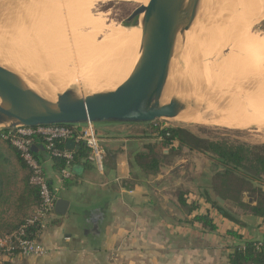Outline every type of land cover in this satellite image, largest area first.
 I'll return each instance as SVG.
<instances>
[{"label": "crops", "instance_id": "crops-1", "mask_svg": "<svg viewBox=\"0 0 264 264\" xmlns=\"http://www.w3.org/2000/svg\"><path fill=\"white\" fill-rule=\"evenodd\" d=\"M96 129L107 152L103 171L83 158L64 182L43 144L35 145L51 188L70 205L65 216L54 210L48 218L41 236L47 254L17 258L13 264H230L239 244L231 232L246 242L264 239L262 219L224 202L236 219L231 220L202 196L201 176L208 167L203 155L179 151L174 142L170 152L160 155L158 172H145L137 155L152 151L160 141L149 133L150 124H103ZM0 171L7 196L17 198L26 171L2 142ZM181 194L185 205L179 202ZM244 203L252 205L253 200L245 196ZM203 216L213 220L216 231L196 222Z\"/></svg>", "mask_w": 264, "mask_h": 264}, {"label": "rangeland", "instance_id": "rangeland-1", "mask_svg": "<svg viewBox=\"0 0 264 264\" xmlns=\"http://www.w3.org/2000/svg\"><path fill=\"white\" fill-rule=\"evenodd\" d=\"M7 1H10V0H6L5 2V4H7L6 6H5V4H3L4 2H2V0H0V53H2V55L0 54V61L2 62V63H4V64H6L7 66H10V67H12V68H14V69H16L17 71H19V72H21L20 70H22L23 69V67H25V66H27V67H25L26 69H25V71L23 70V72L25 73V74H27L26 73V70H27V72H28V74H29V69H28V67L30 68V70L32 71V75H31V72H30V75H27V76H30V77H34L33 76V74L36 76V74H38V73H40V70L41 71H47L45 68H50L49 66H48V62L49 61H47L46 60V58L49 60V56H48V51L47 50H49V51H53V50H55L56 52H59V53H63V50H64V45L66 46V44H68V41L66 42V43H64V45L60 42V31H59V28H58V33H57V31H55L57 28V26L55 27L54 25H56V19H58V20H61L59 23H64V22H66V21H64V19L65 20H67L68 18V20L70 21V19L73 17V16H75L76 14H75V12H74V10L76 9V7L77 6H82V8L85 10V12H87L90 16H92L93 18H95V19H101V21L103 22V24H102V26L100 27V29L99 30H97L94 34H92V41H91V39H90V42H92V44H90L91 46H90V48H89V51H88V55H89V53L90 52H92V53H94V52H96V50H97V48L99 47V45L104 41V39H106V37H107V35L109 34V33H112L114 30H116L120 25L122 26L123 24H124V22L125 21H127L130 17H131V15L133 14V12L138 8V7H140L142 4H144L147 0H81V1H79L77 4H81V3H83V4H86V7H85V5L83 6V5H77V6H75L76 5V3H75V1H73V0H67V4L65 3V1L66 0H29V1H24V2H21V3H19V4H15V3H13V2H9V4H8V2ZM48 1H50V3H48ZM68 1H70V2H68ZM72 1L75 3V4H73L72 3ZM78 0H76V2H77ZM89 1V2H88ZM29 2H32V3H29ZM86 2V3H85ZM12 3V4H11ZM44 3V4H43ZM52 3H54V4H52ZM219 3H222V6L221 7H223V4H224V7H225V1L224 0H213V1H209L208 3H207V5H206V7L205 8H207L206 9V14H207V12H209L210 10L212 11V7H213V13L211 12H209V14H214L215 13V9H216V7L215 6H218V5H220ZM48 4L49 5H51L52 7H51V9H49V7L50 6H48ZM218 4V5H217ZM47 5V6H46ZM58 5V6H57ZM67 5V6H66ZM69 5H71V6H69ZM72 5H74V6H72ZM15 6V7H14ZM38 6L40 7V8H44V6H46L45 8H44V10L43 9H40V8H38ZM43 6V7H42ZM13 7V8H12ZM54 7V8H53ZM67 7H68V9H72L71 11H69L68 9H67ZM73 7V8H72ZM87 8V9H85V8ZM215 7V8H214ZM220 7V8H221ZM223 7V8H224ZM31 8V9H30ZM32 8H36V9H34V12L33 11H31L32 10ZM80 9V7H77V9ZM209 8V9H208ZM218 8V7H217ZM40 9V10H39ZM74 9V10H73ZM78 9V10H79ZM219 9V8H218ZM39 10V12H37ZM47 10H48V12H47ZM52 10V11H51ZM220 10V9H219ZM231 10H232V12H233V14H240L241 12H242V10L241 9H239V8H231ZM31 11V12H30ZM42 11H44V13L42 12ZM63 12V14L64 15H62V12ZM77 11V10H76ZM69 12H71L72 14H73V16L72 17H70L69 16ZM74 12V13H73ZM78 12V11H77ZM76 12V13H77ZM32 13V14H31ZM41 13V14H40ZM51 13V14H50ZM67 13V14H66ZM62 15V16H60V15ZM75 14V15H74ZM209 14H207V15H209ZM42 15V16H41ZM44 15H46V16H44ZM53 15V16H52ZM57 15V16H56ZM217 15V14H216ZM10 16V17H9ZM38 18H37V17ZM41 16V17H40ZM44 16V17H43ZM58 16H60V17H58ZM69 16V17H68ZM209 16H212V19H213V21H212V19H210L209 18V20L206 22L205 20L201 23H199L198 25H196L195 26V28H198L199 26H201V27H199V28H202L201 30H203V28H204V30H203V32L205 31V33H203V32H200L199 31V29H196V31H194L193 32V35L190 37V39L192 38V41L189 39V42L187 43V44H191L190 45V50L188 51V49H187V51L184 49L181 53H183V54H181L180 53V55L176 58V60H175V62H176V64H175V62H174V64H173V68H172V72H171V77H170V81H169V84H168V87H167V89L168 90H166L167 92L165 93V95L167 94L168 95V92H170L169 93V95L166 97V100L168 99V101L171 99V97L174 95V94H177V91H178V95H182L183 94V96H184V98H190L191 96H188V97H186V94H184V92L185 91H187L188 89V91H189V95H191V93H192V91L193 90H195V91H193V93L195 94V93H198L199 94V90H198V88H201V86H202V91L204 90V92L203 93H205L204 95H202L203 93H202V91L200 90V93H201V96H200V94H199V97H200V99L199 98H197L198 97V94H196V95H194V96H197V97H194L193 95H192V97L191 98H197L198 100H203V104H205V106H203V108H201L200 110H198V111H196L197 113H199V114H203L205 111H206V107L208 106V104L210 103V101H211V99L212 98H210V96L212 95L213 97H214V94L216 93V94H222V93H224V95H232V96H234V95H236V93H238V91H240V88H243L244 86H246V87H248V86H253V87H255V88H253L254 89V91H253V93L254 94H256V101L257 100H259V102H261V103H259L258 101V103L259 104H262V103H264L263 101H264V73H262V75H263V77H262V75H260L261 74V71L259 70V69H256L255 68V71L257 72H255L253 69H251L253 66H251V67H248V68H244L243 67V63H242V58L244 59L245 57H247V56H245V55H247L248 53H247V51L245 50V49H243L242 47H240V39L243 37V35H245V34H250V36H251V34L253 35V36H260V37H264V18H261V19H258L257 20V18L255 17V18H252V19H250V20H246L245 22H244V24H243V26H241V29H240V26L239 27H237V31H236V33H234L237 37H235V38H232V36L230 35H228L227 37H226V39H228V37H230L229 39H228V42H227V45L225 46V44L226 43H224L223 44V38L221 37V36H224V35H219L218 33H223V31H213V32H211V31H209V30H211L210 28L214 25V24H212L211 26H209L210 25V21H211V23H215V21L218 19L217 17H219L218 15H217V17H216V19L215 18H213L214 16L213 15H209ZM209 16H206V17H209ZM12 17H13V19H12ZM35 17V18H34ZM52 17V18H51ZM56 17H58V18H56ZM63 17H65V18H63ZM48 18V19H47ZM227 18H232V16L231 15H229ZM38 19V20H37ZM40 19V20H39ZM205 19H207V18H205ZM215 19V20H214ZM35 22H34V21ZM58 20H57V22H58ZM67 20V22H69ZM103 20H105V21H103ZM219 20V19H218ZM255 20H257V21H255ZM33 21V22H32ZM37 21V22H36ZM64 21V22H63ZM71 22V21H70ZM28 23V24H27ZM43 23V24H42ZM48 23V24H47ZM51 23L53 24V23H55L53 26L55 27H53L52 25H51ZM72 23V22H71ZM36 24H37V27H36ZM67 24H70V23H67ZM46 25V26H45ZM225 24H223V25H221V26H224ZM30 26V27H29ZM43 26H45V27H43ZM27 27V28H26ZM34 27V28H33ZM39 27V28H38ZM208 27H209V29H208ZM36 28H38V29H36ZM54 30H53V29ZM206 28V29H205ZM24 29H25V32H24ZM29 29V30H28ZM47 29H48V31H47ZM215 29H217V28H215ZM20 30H22V32L23 33H25V34H23ZM32 30H33V32H32ZM43 30V31H42ZM26 31H28V33L26 32ZM36 31V32H35ZM41 33H40V32ZM47 33H46V32ZM207 31H209V33L211 34V33H213L212 35H213V37H211V35L209 36V33L207 34ZM15 32V33H14ZM45 32V33H44ZM52 32H56L55 34L54 33H52ZM69 32V31H68ZM85 32V31H84ZM218 32V33H217ZM13 33V34H12ZM34 33V34H33ZM43 33H44V35H43ZM50 33V34H49ZM70 33V32H69ZM200 33H202V34H200ZM216 33V34H215ZM22 34V35H21ZM33 34V35H32ZM204 34V35H203ZM205 34L206 35H208L209 37H211V38H209V39H211V41H213L214 42V49L212 48V45H213V43H211V41H209L210 43H209V47L208 48H205V47H203V48H205L204 50H202L201 51V48L202 47H200L199 45H201L202 46V44L204 43H206L205 45H207L208 44V36H207V39L205 38L206 36H205ZM255 34V35H254ZM27 35V36H26ZM33 36V38H32V36ZM50 35V36H49ZM198 35H203V36H205L204 37V39H205V41H207V42H203V38L202 39H200L199 38V36ZM233 35V34H232ZM24 36V37H23ZM26 36V37H25ZM29 36V37H28ZM39 36V37H38ZM44 36V37H43ZM59 38H58V37ZM70 36V35H69ZM198 36V37H197ZM7 37V38H6ZM21 37V38H20ZM23 37V38H22ZM54 37V38H53ZM195 37H196V39H195ZM219 37H220V39L222 40L221 42H219L218 40H220L219 39ZM5 38V39H4ZM12 38H14V39H12ZM25 38V39H24ZM32 40H31V39ZM44 38V39H43ZM47 38V39H46ZM198 38H199V40H198ZM218 38V39H217ZM22 39V40H21ZM34 39H36L35 41H34ZM56 39H58V40H56ZM66 39H67V37H66ZM70 39V38H69ZM196 41H195V40ZM215 39H216V41H215ZM4 40V41H3ZM18 40H19V42H18ZM21 40V41H20ZM40 40H42V41H40ZM6 41V42H5ZM12 41V42H11ZM25 42V44H24V42ZM37 41H38V43H37ZM49 41V42H48ZM191 41V42H190ZM224 41H225V38H224ZM239 41V42H238ZM17 42L18 43H20V44H17ZM51 42V44H49ZM53 42H55L54 44L55 45H53ZM59 42V43H58ZM198 42V43H197ZM217 42V43H216ZM48 43V44H47ZM194 43H196L195 45H194ZM238 43V44H237ZM9 44H10V46H9ZM22 44V45H21ZM30 44V45H29ZM60 44V45H59ZM94 44V45H93ZM197 44H199L198 46L200 47V48H198V46H197V48H194V47H196V45ZM204 44H203V46H204ZM210 44H211V46H210ZM19 45H21V47L19 46ZM27 45V46H26ZM47 45V46H46ZM55 46V47H51V46ZM59 47H58V46ZM69 45V44H68ZM67 45V46H68ZM189 45H186V47L185 48H187V46H189ZM236 45L237 46H239L240 48H241V50H243L246 54H244V56L242 55L243 54V51L241 52V50H237V48H236ZM11 46H12V48L14 47L15 49H12L11 48ZM17 46V47H16ZM50 47V48H53V50H50V48L48 49L47 47ZM61 46V47H60ZM25 47V48H24ZM35 47H36V49H35ZM40 47V48H39ZM193 47V48H192ZM4 48V49H3ZM9 48V49H8ZM56 48V49H55ZM58 48H60V49H63V50H58ZM211 48L213 49V51L211 50ZM222 48V49H221ZM27 49V52H28V54H27V52H25V50ZM196 49H200V52H201V54L203 55V54H205L206 52H207V54H205L203 57L201 56V54H200V52L199 53H197V54H200V55H197V54H195L196 52ZM208 49V51H206ZM3 50H4V52H3ZM17 50H19V51H17ZM36 50V51H35ZM215 50V51H214ZM21 51V52H20ZM31 51V52H30ZM33 51H35V52H33ZM167 50H165V49H163L161 52L160 51H158L157 52V54H156V56H155V59H154V61H153V67H155V69L156 70H159V71H164L165 69H166V67H167V65H168V62H169V57H170V52L169 51H167ZM197 51H199V50H197ZM231 51V52H230ZM42 52V53H41ZM46 54H45V53ZM185 52V53H184ZM187 52H188V54H190L189 56H192V54H193V56H192V58L191 57H188V54H187ZM191 52V53H190ZM232 52L234 53V54H232ZM241 52V53H240ZM17 53V54H16ZM21 53V54H20ZM30 53L32 54V57H30L31 55H30ZM37 53V54H36ZM163 53V54H162ZM165 53V54H164ZM219 53H220V55H219ZM15 54V55H14ZM43 54H44V56H43ZM184 54H187L186 55V57H185V55ZM264 54V53H263ZM8 55H9V57H8ZM14 55V56H13ZM26 57H25V56ZM29 55V56H28ZM33 55H35V58L36 57H38L39 59L40 58H42L41 56H43L44 57V60L43 61H45V62H47L48 64H46L45 62H43L42 61V59H41V61H42V63H44V64H46L45 66H44V64H42L41 63V61L38 59V61H37V58H36V60H35V58L33 57ZM37 55V56H36ZM40 55V56H39ZM46 55V56H45ZM194 55H196V56H198V57H196V56H194ZM211 55V59L210 58H208L207 56H210ZM223 56L224 58L226 57L227 58V60H226V58H225V60H226V62H225V60H223L224 58L222 57V58H220V59H218L217 60V57H219V56ZM231 55V56H230ZM262 55V54H261ZM261 55L260 56H258V57H253V58H257V59H259V57H261ZM4 56H6V57H4ZM17 56V57H16ZM22 56H23V58H22ZM241 56H242V58H241ZM3 57V58H2ZM25 57V58H24ZM157 57V58H156ZM184 57V58H183ZM194 57V58H193ZM199 57H201V59L199 58ZM11 60H10V59ZM16 58V59H15ZM21 58V59H20ZM28 58H29V60H30V58H31V60H33L34 59V61H36V62H34V64H35V66L33 65V62L30 60V61H27V63H30V64H28V65H26L27 63H24V62H26V60H28ZM161 58V59H160ZM181 58V59H180ZM183 58V59H182ZM185 58H187V60L185 59ZM196 58V59H195ZM197 58H198V60H197ZM203 58V59H202ZM229 58V59H228ZM248 58H251L250 57V55H249V57H247V59ZM24 59V60H23ZM167 59V60H166ZM216 59V60H215ZM221 59H222V61H221ZM237 59V60H236ZM246 59V58H245ZM244 59V60H245ZM246 59V60H247ZM252 59V58H251ZM14 60L16 61V62H14ZM21 60V61H20ZM161 60V61H160ZM213 60H214V62L216 61V62H218V64L215 62V64H212V62H213ZM248 60H250V59H248ZM247 60V61H248ZM18 61V62H17ZM19 61H20V63L21 64H24L25 66H21V64L19 63ZM224 61V62H223ZM228 61H230V62H228ZM13 62V63H12ZM39 62L42 64L41 65V67H40V64H39ZM191 62V63H190ZM18 63V64H17ZM38 63V65H36ZM224 65H223V64ZM13 64H14V67H13ZM16 64V65H15ZM231 64V65H230ZM235 64V65H234ZM50 65V64H49ZM176 65V66H175ZM185 65V66H184ZM191 67H190V66ZM214 65V66H213ZM228 65V66H227ZM241 65V67H239ZM22 68H21V67ZM31 66H33V67H31ZM37 66L40 68L39 70L38 69H35V68H37ZM74 66V61H69L68 62V64H66L65 65V70H70L72 67ZM136 66V65H135ZM158 66H160V67H158ZM179 66V67H178ZM187 66V67H186ZM205 66V67H204ZM215 68V67H219V68H213V67ZM20 67V68H19ZM192 67H194V69H196V70H194V69H192V72L190 71V69L192 68ZM236 68V69H235ZM242 68L245 70H242ZM79 69H81V68H79ZM134 69H135V67H134ZM134 69H133V71H132V73L130 74V76L126 79V81L131 77V75L133 74V72H134ZM177 69V70H176ZM187 69H189V71L187 70ZM197 69H200V72H199V75H200V73L203 71V72H206V73H204V75L205 74H207V69H211L210 71H209V73H208V75H205V77L207 78H203L202 76H204V75H201V80H202V78L203 79H206V80H204V81H206V82H204V84L202 85V84H200L201 83V80L198 78V77H200L197 73ZM201 69H202V71H201ZM205 69H206V71H205ZM219 69V70H218ZM223 69V70H222ZM226 69H227V71H226ZM249 69V70H248ZM37 70V71H36ZM215 71L213 74H212V72L211 71ZM52 71V70H51ZM193 73V77L195 78V74H197L198 75V77H197V75H196V79L198 78L199 79V85L198 84H194L195 86H196V88H195V86L193 87V88H195V89H193L192 88V84L193 83H197L196 82V79H193V77H192V75H191V79H189V77H188V73ZM224 71V72H223ZM237 73H236V72ZM242 71V72H241ZM260 71V72H259ZM23 72H21V73H23ZM53 72V71H52ZM52 72H49V71H47V76L48 75H50L49 77H51L52 75H51V73ZM196 72V73H195ZM203 72H202V74H203ZM234 72H235V74H234ZM244 72H246V74L244 73ZM247 72H249V74L247 73ZM23 73V74H24ZM187 73V74H186ZM220 73V74H219ZM254 73H255V75H254ZM53 74H54V72H53ZM189 74V75H190ZM212 74V75H211ZM240 74H244L245 76H246V78L245 77H243V75H240ZM56 75V74H55ZM184 75H185V77H184ZM234 75H235V77H237L236 75H240L239 77H237L238 78V84H237V80H236V78L234 77ZM257 75V76H256ZM89 76H91V75H89ZM207 76H210L209 78L207 77ZM242 76V77H241ZM40 77V76H39ZM42 77H44L45 79L44 80H46L45 82H43V84H45L46 85V83H47V91L49 92V93H54L56 90H57V88H63V87H66V88H64V90L65 89H67L68 87H70L71 85H63V86H58V84H57V82L55 81V80H53V76L51 77V79L52 80H50V78L49 77H46V76H42ZM96 77V76H95ZM174 77V78H173ZM183 77L185 78L184 80H183ZM211 77H213L212 79H211ZM252 77V78H251ZM259 77V78H258ZM35 78V77H34ZM36 78H37V76H36ZM49 78V79H48ZM188 78V79H187ZM242 78H243V80H242ZM251 78V79H250ZM258 78V79H257ZM260 78L262 79V80H260ZM81 79V80H80ZM97 79H99V78H96V79H91V77L88 79V77L86 78V76H84V78H79L77 81H76V83H78L77 84V86H78V88H79V92H80V94L81 95H85L86 93H88V92H94V91H97V90H102V89H106V87L105 86H95L96 84L94 83V81L96 80L97 81ZM104 78H103V76H101V78L99 79V80H103ZM188 81H187V80ZM197 79V80H198ZM210 79H211V82H210ZM220 79V80H219ZM43 80V78L41 79V81ZM43 80V81H44ZM86 80V81H85ZM88 80V81H87ZM175 80V81H174ZM182 80V81H181ZM194 80V81H193ZM207 80H209V81H207ZM254 81V83H253V81ZM49 81L51 82H53L51 85L50 84H48L49 83ZM55 81V82H54ZM81 81H83V82H81ZM85 81V82H84ZM92 83H91V82ZM189 81H191V82H193V83H190ZM213 81V82H212ZM224 81V82H223ZM252 81V82H251ZM257 81H259V82H257ZM172 82V83H171ZM184 82V83H183ZM217 82V83H216ZM242 82V83H241ZM263 82V84H260V83H262ZM81 83V84H80ZM176 85H175V84ZM210 84V85H205V84ZM225 83V84H224ZM228 83H229V85H228ZM241 83V84H240ZM253 83V84H252ZM259 83V84H258ZM57 84V85H56ZM95 84V85H94ZM172 84V85H171ZM173 84H174V86H173ZM183 84V85H182ZM186 86H185V85ZM190 84V85H189ZM252 84V85H251ZM256 84V85H255ZM55 85V86H54ZM188 85V86H187ZM199 87H198V86ZM201 85V86H200ZM206 86V88H205V86ZM219 85V86H218ZM224 85V86H223ZM172 86V87H171ZM178 86V87H177ZM190 86V87H189ZM210 86V87H209ZM236 86H238V87H240V88H238V87H236ZM198 87V88H197ZM170 88H171V90L173 91L175 88H176V90L174 91V93L173 92H171V90H170ZM173 88V89H172ZM206 90H208V91H206ZM223 90V91H221V89ZM236 88H237V90H236ZM249 88H251V87H249ZM179 89V90H178ZM192 91H191V90ZM214 89V90H213ZM220 89V90H219ZM252 89V90H253ZM256 89V90H255ZM209 90H211V91H209ZM213 90V91H212ZM216 90V91H215ZM61 91H63V90H61ZM60 91V92H61ZM179 91H181L180 93H179ZM182 91H183V93H182ZM188 91L187 92H185V93H188ZM256 91V92H255ZM257 91H258V93H257ZM56 92H58V91H56ZM208 92V93H207ZM211 92H212V94H211ZM219 92V93H218ZM173 93V94H172ZM182 93V94H181ZM210 93V95H208ZM214 93V94H213ZM205 95H207L206 97H209V98H207L206 99V97H205ZM202 96H203V98H202ZM170 99H169V98ZM182 97V96H181ZM202 98V99H201ZM196 99V100H197ZM207 101H209V103L207 102ZM204 102H207V103H204ZM157 123L158 124H160L162 127H184V128H187V129H189L190 131H192L194 134H196V135H198V136H201V137H204V138H209V139H213V140H218V139H224V140H227V141H229L230 143H237V142H241V143H244V144H247V145H250V146H254V145H262V144H264V129H257V128H252V127H247V125H242V127L243 128H232V127H227V126H224V125H217V124H214V123H212V122H205V123H202V124H197V123H184V122H182V121H180V120H161V121H157ZM96 126H99V125H96ZM0 142H2V140L0 139ZM2 143H4L5 144V142L3 141Z\"/></svg>", "mask_w": 264, "mask_h": 264}, {"label": "bare ground", "instance_id": "bare-ground-1", "mask_svg": "<svg viewBox=\"0 0 264 264\" xmlns=\"http://www.w3.org/2000/svg\"><path fill=\"white\" fill-rule=\"evenodd\" d=\"M44 1V0H43ZM71 1V0H70ZM70 1H68V2H70ZM73 1H75V3H76V5L75 6H77V5H79V4H77L79 1H81V0H78L77 2H76V0H73ZM72 1V3L73 4H75L74 2ZM225 1V7H224V4H223V7H221L222 6V3H219L220 5H218V6H215L216 8L218 7L219 9L216 11V9L214 10L216 13H214V14H209V12L211 13L212 11H213V7H212V11L210 10L209 12H207V14H209V15H215L213 18H215L216 19V17H217V15L219 16V17H217L218 19L215 21V23L213 22V23H211V21L209 22L210 23V25L209 26H211L212 24H214L210 29L211 30H209V31H211V32H213V31H223V33H218L219 35H224V36H221L222 38H223V44L224 43H226L225 44V46L227 45V42H228V39L230 38V37H228V39H226V37L230 34L231 36H232V38H235V37H237L234 33H236V31H237V27H239L240 26V29H241V26H243V24H244V22L246 21V20H250V19H252V18H257V20L258 19H261V18H264V0H224ZM11 2H13V3H15V4H19L18 2H16V1H11ZM89 2V1H88ZM29 3H32V2H29ZM48 3H50V1H48ZM65 3L67 4V0L65 1ZM71 3V2H70ZM86 3V2H85ZM3 4H5V2L3 3ZM8 4H9V2H8ZM12 4V3H11ZM44 4V3H43ZM52 4H54V3H52ZM7 4H5V6H6ZM80 5H85V7H86V4H83V3H81ZM158 5H160V7L163 9V8H165L166 6L165 5H163V4H161L160 3V1L159 0H147L144 4H142L141 6H143L145 9H147V10H150L151 8H153V7H155V6H158ZM8 6V5H7ZM47 6V5H46ZM46 6H44V8L46 7ZM48 6H50L49 7V9H51V5H49L48 4ZM58 6V5H57ZM67 6V5H66ZM69 6H71V5H69ZM72 6H74V5H72ZM15 7V6H14ZM41 7V6H40ZM39 6H38V8H40ZM43 7V6H42ZM77 7H80V9L78 10L77 9ZM76 7V9L74 10V12H75V16H73V14L71 13L72 11V9L70 10V9H68V7H67V9L69 10V11H71V12H69L68 14H69V16L70 17H72L71 19H70V21L72 22H70L68 19V21L69 22H67V20H65L64 19V21H66V22H64V23H59L61 20H58L59 18L58 17H60V16H62V15H64L63 14V12H62V15H60V16H58V17H56V18H58V19H56V25H54L55 23H51V25L53 26H57L56 28V30L55 31H57L58 30V28H59V31H60V42L64 45V43H66L67 41H68V44H66V46L64 45V50L63 49H60V48H58V50L60 49V50H63V53L61 52V53H59V52H56L55 50H53V48H50L49 46L47 47L48 49L50 48V50H53V51H49V50H47L48 51V58H49V60L46 58V60L47 61H49L48 63L50 64H48L47 62H45V61H43L44 60V54H43V56H41L42 58H38V57H36L37 58V61H38V59L41 61V59H42V61L43 62H45L46 64H48V66L50 67L49 69L48 68H45L47 71H49V72H54V74H53V72L51 73V75L53 76H51L52 78H53V80H55L56 82H57V84H58V86H63V85H72V84H74V83H76V81L79 79V78H84V76H86V78L88 77V79L91 77V79H96V78H101V76H103V80H99V79H97V81L95 80L94 81V83L96 84V86H105L106 88H110V89H116L119 85H121L122 83H124L125 81H126V79L130 76V74L132 73V71H133V69H134V67H136L135 65H137L138 64V61H139V59H141V56H142V53H141V42H142V30L143 29H147V30H149V31H151V33H154V32H157V31H168L171 27H172V25H173V20L172 19H149V18H147V19H144V16L143 15H141V16H139V17H136V18H133V19H131V20H127V21H125L124 22V24L121 26H119L116 30H114L112 33H109L108 35H107V37H106V39H104V41L99 45V47L97 48V50H96V52H94V53H92V52H90L89 53V55L87 54L88 53V51H89V48H90V44H92V42H90V39H91V41L93 40L91 37H92V34H94L97 30H99L100 29V27L102 26V24H103V22L101 21V19H95V18H93L92 16H90L87 12H85V10L82 8V6H77ZM84 7V8H85ZM174 7V5H171V6H169L168 8H173ZM214 7V8H215ZM221 7V8H220ZM239 8V9H241L242 10V12L240 13V14H233V12H232V10H231V8ZM13 8V7H12ZM44 8H40V9H43L44 10ZM54 8V7H53ZM73 8V7H72ZM31 9V8H30ZM34 9H36V8H32V10L31 11H33L34 12ZM39 9V10H40ZM47 9V8H46ZM45 9V10H46ZM85 9H87V8H85ZM207 8H205V10H206ZM209 9V8H208ZM39 10L37 11V12H39ZM44 10V11H45ZM78 12H77V11ZM205 10H204V12H205ZM30 11V12H31ZM44 11H42L43 13H44ZM52 11V10H51ZM47 12H48V10H47ZM73 12V13H74ZM77 12V13H76ZM213 13V12H212ZM32 14V13H31ZM41 14V13H40ZM51 14V13H50ZM67 14V13H66ZM206 14V16H209V15H207ZM217 14V15H216ZM229 15H231L232 16V18H227ZM42 16V15H41ZM40 16V17H41ZM44 16H46V15H44ZM43 16V17H44ZM53 16V15H52ZM57 16V15H56ZM68 16V17H69ZM10 17V16H9ZM37 17V16H36ZM35 18V17H34ZM38 18V17H37ZM52 18V17H51ZM63 18H65V17H63ZM207 19H205V21L207 22L208 20H209V18L210 19H212V16H209V17H206ZM12 19H13V17H12ZM48 19V18H47ZM214 19V20H215ZM38 20V19H37ZM40 20V19H39ZM57 20H58V22H57ZM257 20H255V21H257ZM34 21V20H33ZM32 21V22H33ZM103 21H105V20H103ZM212 21H213V19H212ZM35 22V21H34ZM37 22V21H36ZM62 22V21H61ZM67 23H70V24H67ZM28 24V23H27ZM43 24V23H42ZM48 24V23H47ZM223 24H225L224 26H221V25H223ZM46 26V25H45ZM45 26H43V27H45ZM53 26V27H54ZM30 27V26H29ZM36 27H37V24H36ZM54 27V28H55ZM27 28V27H26ZM34 28V27H33ZM39 28V27H38ZM38 28H36V29H38ZM215 28H217V29H215ZM53 29V28H52ZM202 28H200L199 29V31L200 32H203V30H204V28H203V30H201ZM206 29V28H205ZM208 29H209V27H208ZM29 30V29H28ZM54 30V29H53ZM207 30V29H206ZM205 30V31H206ZM21 32H22V30H20ZM43 31V30H42ZM47 31H48V29H47ZM70 33H69V32ZM85 31V32H84ZM205 31L203 32V33H205ZM209 31H207V34L209 33ZM24 32H25V29H24ZM27 33H28V31H26ZM32 32H33V30H32ZM36 32V31H35ZM40 32V31H39ZM46 32V31H45ZM44 32V33H45ZM15 33V32H14ZM23 33V32H22ZM41 33V32H40ZM44 33H43V35H44ZM47 33V32H46ZM52 33H54V32H52ZM56 33V32H55ZM54 33V34H55ZM57 33H58V31H57ZM13 34V33H12ZM23 34H25V33H23ZM29 34V33H28ZM34 34V33H33ZM32 34V35H33ZM50 34V33H49ZM200 34H202V33H200ZM213 33H209V36L211 35V37H213V35H212ZM216 34V33H215ZM233 34V35H232ZM22 35V34H21ZM31 35V36H32ZM70 35V36H69ZM95 35V34H94ZM204 35V34H203ZM203 35H198L199 36V38L200 39H202L203 38V40L205 41V39H204V37L207 39V36L208 35H206L205 34V36H203ZM229 35V36H230ZM255 35V34H254ZM27 36V35H26ZM25 36V37H26ZM50 36V35H49ZM197 36V37H198ZM208 36V44L207 45H205L204 43V46H203V44H202V46L201 45H199V44H197L196 45V47H194V48H197V46L199 45L200 47H202L201 48V51L202 50H204L205 48H208L209 46V41H211V37H209ZM24 37V36H23ZM22 37V38H23ZM29 37V36H28ZM39 37V36H38ZM44 37V36H43ZM66 37H67V39H66ZM202 37V38H201ZM7 38V37H6ZM21 38V37H20ZM32 38H33V36H32ZM54 38V37H53ZM70 38V39H69ZM199 38H198V40H199ZM209 38H211V39H209ZM224 38H225V41H224ZM5 39V38H4ZM12 39H14V38H12ZM25 39V38H24ZM31 39V38H30ZM44 39V38H43ZM47 39V38H46ZM195 39H196V37H195ZM194 39V40H195ZM218 39V38H217ZM219 39H220V37H219ZM22 40V39H21ZM20 40V41H21ZM32 40V39H31ZM36 39H34V41H35ZM56 40H58V39H56ZM67 40V41H66ZM191 41H192V38L190 39ZM197 40V39H196ZM195 40V41H196ZM4 41V40H3ZM40 41H42V40H40ZM190 41V42H191ZM207 41H205V42H207ZM214 41V40H213ZM213 41H211V43H213V45H212V48L214 47V42ZM215 41H216V39H215ZM219 42H221L222 40L220 39V40H218ZM6 42V41H5ZM12 42V41H11ZM18 42H19V40H18ZM17 42V44H20V43H18ZM24 42V41H23ZM49 42V41H48ZM189 42V41H188ZM239 42V41H238ZM37 43H38V41H37ZM55 42H53V45H55L54 44ZM59 43V42H58ZM198 43V42H197ZM217 43V42H216ZM24 44H25V42H24ZM48 44V43H47ZM49 44H51V42L49 43ZM192 44V43H191ZM190 44V45H191ZM196 43H194V45H195ZM238 44V43H237ZM22 45V44H21ZM21 45H19L20 47H21ZM30 45V44H29ZM51 46V47H55V46ZM60 45V44H59ZM68 45V46H67ZM94 45V44H93ZM187 45H189V44H187ZM190 45L189 46H187V48H184L186 51H187V49H188V51L190 50ZM9 46H10V44H9ZM27 46V45H26ZM47 46V45H46ZM58 46V45H57ZM198 46V48H200ZM210 46H211V44H210ZM17 47V46H16ZM59 47V46H58ZM61 47V46H60ZM92 47V46H91ZM203 47H205V48H203ZM240 47H242L243 49H247L246 51H247V55H245V56H247V57H249V55H250V57L252 58H248V59H250V60H248L247 59V57H245L244 56V54H246L243 50H241V48ZM240 47L239 46H237L236 45V48H237V50H241V52L243 51V56L248 60H246L245 58V60L242 58V56H241V60H242V63H243V67L244 68H248V67H251V66H253L251 69H253L254 71H255V68L256 69H259L260 71H261V74L260 75H262V73H264V37H260V36H253L252 34H251V36H250V34H245V35H243V37L240 39ZM11 48H12V46H11ZM25 48V47H24ZM40 48V47H39ZM193 48V47H192ZM211 48V50L213 51V49ZM4 49V48H3ZM9 49V48H8ZM12 49H15L14 47L12 48ZM35 49H36V47H35ZM56 49V48H55ZM183 49V50H184ZM222 49V48H221ZM16 50V49H15ZM163 49H158V50H151V49H146L145 50V52L143 51V54L145 55V56H147L148 58H150L151 60H154L155 59V56H156V54H157V52L158 51H162ZM182 50V51H183ZM197 50H199V51H197ZM17 51H19V50H17ZM36 51V50H35ZM35 51H33V52H35ZM206 51H208V49L206 50ZM215 51V50H214ZM3 52H4V50H3ZM21 52V51H20ZM25 52H27V49L25 50ZM31 52V51H30ZM167 52V51H166ZM196 53L195 54H197V53H199L200 52V49H196V51H195ZM203 52V51H202ZM231 52V51H230ZM240 52V53H241ZM42 53V52H41ZM45 53V52H44ZM47 53V52H46ZM45 53V54H46ZM185 53V52H184ZM191 53V52H190ZM1 55H2V53H0ZM17 54V53H16ZM21 54V53H20ZM27 54H28V52H27ZM37 54V53H36ZM163 54V53H162ZM165 54V53H164ZM181 54H183V53H181ZM187 54H188V52H187ZM187 54H184L185 55V57H186V55ZM194 54V53H193ZM193 54H192V56H193ZM200 54H201V52H200ZM200 54H197V55H200ZM205 54H207V52L205 53ZM205 54H201V56L203 57ZM232 54H234L233 52H232ZM262 54V55H261ZM15 55V54H14ZM13 55V56H14ZM30 57H32V54L30 53ZM190 54H188V57H191L192 58V56H189ZM219 55H220V53H219ZM261 55V57H259V59H257V58H253L254 56L255 57H258V56H260ZM25 56V55H24ZM29 56V55H28ZM37 56V55H36ZM40 56V55H39ZM46 56V55H45ZM194 56H196V55H194ZM231 56V55H230ZM4 57H6V56H4ZM8 57H9V55H8ZM17 57V56H16ZM26 57V56H25ZM24 57V58H25ZM33 57L35 58V55H33ZM196 57H198V56H196ZM223 56L221 55V56H219V57H217V60L218 59H220V58H222ZM3 58V57H2ZM22 58H23V56H22ZM36 58H35V60H36ZM157 58V57H156ZM170 58V57H169ZM184 58V57H183ZM182 58V59H183ZM194 58V57H193ZM200 59H201V57H199ZM224 58V57H223ZM226 58V57H225ZM225 58L223 59V60H225ZM10 59V58H9ZM16 59V58H15ZM21 59V58H20ZM161 59V58H160ZM181 59V58H180ZM186 60H187V58H185ZM196 59V58H195ZM203 59V58H202ZM229 59V58H228ZM11 60V59H10ZM24 60V59H23ZM30 60H31V58H30ZM29 60V58H28V60H26V62H24V63H27V61H30ZM167 60V59H166ZM176 60V59H175ZM197 60H198V58H197ZM216 60V59H215ZM226 60H227V58H226ZM226 60H225V62H226ZM237 60V59H236ZM21 61V60H20ZM20 61H19V63H20ZM32 62H33V65L35 66V64H34V62H36V61H34V59L33 60H31ZM42 61H41V63H42ZM69 61H74V66L70 69V70H65V65L66 64H68V62ZM161 61V60H160ZM221 61H222V59H221ZM14 62H16L15 60H14ZM18 62V61H17ZM216 62V61H215ZM215 62H214V60H213V62H212V64H215ZM224 62V61H223ZM228 62H230V61H228ZM13 63V62H12ZM22 63V62H21ZM20 63V64H21ZM31 63V62H30ZM30 63H27L26 65H28V64H30ZM40 62H39V64H40V67H41V65L42 64H44V63H42L41 64ZM191 63V62H190ZM217 64H218V62H216ZM18 64V63H17ZM46 64H44V66L46 65ZM152 64H154V63H152ZM175 64H176V62H175ZM223 64V63H222ZM16 65V64H15ZM25 66L24 64H21V66ZM36 65H38V63L36 64ZM177 65V64H176ZM175 65V66H176ZM216 65V64H215ZM224 65V64H223ZM231 65V64H230ZM235 65V64H234ZM20 66V67H21ZM22 66V67H23ZM29 66V65H28ZM39 66V65H38ZM37 66V68H35V69H40L39 67ZM185 66V65H184ZM190 66V65H189ZM214 66V65H213ZM212 66V67H213ZM228 66V65H227ZM13 67H14V64H13ZM19 67V68H20ZM21 67V68H22ZM25 67H27V66H25ZM25 67H23V69L22 70H20L21 72H23V70L25 71ZM31 67H33V66H31ZM158 67H160V66H158ZM179 67V66H178ZM187 67V66H186ZM191 67V66H190ZM205 67V66H204ZM239 67H241V65L239 66ZM79 68H81V69H79ZM214 68V67H213ZM215 68H219L218 66L217 67H215ZM214 68V69H215ZM28 69H29V71L31 72V75H32V71L30 70V68L28 67ZM192 69H194V67H192L191 69H190V71L192 72ZM236 69V68H235ZM52 70V71H51ZM177 70V69H176ZM188 71H189V69H187ZM194 70H196V69H194ZM208 71H207V74H205V75H208V73H209V71L211 70H209V69H207ZM219 70V69H218ZM223 70V69H222ZM242 70H244L243 68H242ZM249 70V69H248ZM37 71V70H36ZM47 71H41L40 70V73H38V74H36V76H37V78H36V76L33 74V76L35 77V80H39V81H41V79L43 78V80L45 79L44 77H42V76H46V77H49L50 75H48L47 76ZM200 72V69H197V72ZM201 71H202V69H201ZM205 71H206V69H205ZM216 71V70H215ZM214 70L213 71H211L212 72V74L215 72ZM226 71H227V69H226ZM245 71V70H244ZM259 71V72H260ZM30 72H29V74H28V72H27V70H26V73L27 74H25L24 72V74L25 75H30ZM187 72V71H186ZM199 72L197 73L198 75H199ZM203 72V71H202ZM202 72L200 73V77H198V75L197 74H195V78L193 77V73H186L187 75H188V77H189V79H191L190 77H191V75H192V77H193V79H196V75H197V77L200 79L201 78V75H204V73H206V72H203V74H202ZM224 72V71H223ZM228 72V71H227ZM236 72V71H235ZM235 72H234V74H235ZM242 72V71H241ZM256 72V71H255ZM196 73V72H195ZM237 73V72H236ZM245 74H246V72H244ZM248 74H249V72H247ZM257 73V72H256ZM56 74V75H55ZM190 74V75H189ZM210 74V73H209ZM211 74V75H212ZM220 74V73H219ZM30 75V76H31ZM89 75H91V76H89ZM205 75L204 76H202L203 78L205 77ZM214 75V74H213ZM240 75H243V77H245L246 78V76L244 75V74H240ZM240 75H236L237 77H239ZM254 75H255V73H254ZM40 76V77H39ZM96 76V77H95ZM257 76V75H256ZM33 77V78H34ZM51 77H49L50 78V80H52L51 79ZM184 77H185V75H184ZM183 77V80L186 78H184ZM208 78L210 77V76H207ZM234 77H235V75H234ZM237 77H235L236 78V82H237V84H238V78ZM242 77V76H241ZM262 77H263V75H262ZM48 78V79H49ZM174 78V77H173ZM197 78V79H198ZM202 78V80H201V83L200 84H204V82H206V81H204V80H206V79H203ZM213 77H211V79H212ZM252 78V77H251ZM250 78V79H251ZM259 78V77H258ZM257 78V79H258ZM264 78V77H263ZM262 78V79H263ZM188 79V78H187ZM186 79V80H187ZM196 79V82L197 83H193V82H191V81H189L190 83H193L192 84V88L195 86L194 84H198L199 85V79L197 80ZM211 79H210V82H211ZM261 78H260V80H262ZM42 80V81H43ZM81 80V79H80ZM213 80V79H212ZM220 80V79H219ZM242 80H243V78H242ZM38 81V82H39ZM46 80H44L43 82H45ZM54 81V82H55ZM86 81V80H85ZM84 81V82H85ZM88 81V80H87ZM175 81V80H174ZM182 81V80H181ZM185 81V80H184ZM188 81V80H187ZM194 81V80H193ZM204 81V82H203ZM207 81H209V80H207ZM253 81V80H252ZM251 81V82H252ZM81 82H83V81H81ZM91 82V81H90ZM213 82V81H212ZM224 82V81H223ZM257 82H259V81H257ZM53 82L51 81H49V83L48 84H52ZM92 83V82H91ZM172 83V82H171ZM184 83V82H183ZM217 83V82H216ZM242 83V82H241ZM240 83V84H241ZM253 83H254V81H253ZM252 83V84H253ZM56 84V85H57ZM78 84V83H77ZM81 84V83H80ZM175 84V83H174ZM174 84H173V86H174ZM202 84V85H203ZM211 84V83H210ZM209 83L208 84H205L206 86L207 85H210ZM225 84V83H224ZM251 84V85H252ZM259 84V83H258ZM260 84H263V82L262 83H260ZM46 85H47V83H46ZM53 85V84H52ZM172 85V84H171ZM176 85V84H175ZM183 85V84H182ZM185 85V84H184ZM190 85V84H189ZM194 85V86H193ZM197 85V86H198ZM204 85V86H205ZM212 85V84H211ZM210 85V86H211ZM228 85H229V83H228ZM256 85V84H255ZM55 86V85H54ZM186 86V85H185ZM188 86V85H187ZM201 86V85H200ZM206 86H205V88H206ZM209 86V87H210ZM219 86V85H218ZM224 86V85H223ZM172 87V86H171ZM178 87V86H177ZM190 87V86H189ZM199 87V86H198ZM197 87V88H198ZM208 87V86H207ZM236 87H238V86H236ZM249 87H251V88H249ZM64 88H66V87H63V88H58V90H62V89H64ZM195 88H196V86H195ZM195 88H193V89H195ZM204 88V89H205ZM238 88H240V87H238ZM253 88H255V87H253V86H248V87H246V86H244L243 88H240V91H238V93H236V95H234V96H232V95H224V93H222V94H214V97L211 95L210 96V98H212L211 99V101H210V103H209V101H207L209 104H208V106L205 108L206 109V111L203 113V114H199V113H197V112H188V113H185V114H183V115H181L179 118H177V120H180V121H182V122H184V123H197V124H202V123H205V122H212V123H214V124H217V125H224V126H227V127H232V128H243L242 127V125H247V127H252V128H257L258 130L259 129H264V103H262V104H259V103H261V102H259V100H257L256 101V94H254L253 93V91H254V89ZM173 89V88H172ZM202 86H201V88H198V90H199V94H200V96H201V93H200V90L202 91ZM221 89V88H220ZM219 89V90H220ZM223 89V88H222ZM221 89V91H223ZM253 89V90H252ZM168 90V89H167ZM170 90H171V88H170ZM176 90V88L172 91L171 90V92H173L174 93V91ZM179 90V89H178ZM189 90V89H188ZM187 90V91H188ZM191 90V89H190ZM196 90V89H195ZM195 90H193V91H195ZM206 90V89H205ZM214 90V89H213ZM212 90V91H213ZM236 90H237V88H236ZM256 90V89H255ZM187 91H185V92H187ZM192 91V90H191ZM193 91H192V93H191V95H189L190 93H189V91H188V93H185L184 92V94H186V97H188V96H191L192 97V95L194 94L193 93ZM197 91V90H196ZM206 91H208V90H206ZM209 91H211V90H209ZM216 91V90H215ZM167 92V91H166ZM181 91H179V93H180ZM198 92V91H197ZM204 92V90L202 91V93ZM256 92V91H255ZM169 93L170 92H168V95H169ZM172 93V94H173ZM182 93H183V91H182ZM181 93V94H182ZM206 93V92H205ZM205 93H203L202 95H204ZM208 93V92H207ZM219 93V92H218ZM257 93H258V91H257ZM177 94H178V91H177ZM196 94H198V93H195L194 95H196ZM199 94H198V97L197 96H194V97H197V98H199L200 99V97H199ZM211 94H212V92H211ZM167 94H166V97L168 96ZM188 95V96H187ZM208 95H210V93L208 94ZM182 97H184L183 96V94L181 95ZM207 95H205V97H206ZM190 97V98H191ZM193 97V98H194ZM169 98V97H168ZM196 98V99H197ZM202 98H203V96H202ZM201 98V99H202ZM207 98H209V97H206V99ZM170 99V98H169ZM168 100V99H167ZM208 100V99H207ZM207 102H204V103H207ZM264 102V101H263ZM203 106H205V104L203 105ZM203 108V107H202ZM204 109V108H203ZM20 122V119H13V120H10V121H5V122H2V123H0V130H2V129H7V128H11V127H13L15 124H18ZM260 131V130H259Z\"/></svg>", "mask_w": 264, "mask_h": 264}, {"label": "water", "instance_id": "water-1", "mask_svg": "<svg viewBox=\"0 0 264 264\" xmlns=\"http://www.w3.org/2000/svg\"><path fill=\"white\" fill-rule=\"evenodd\" d=\"M159 1L166 7L162 9L158 5L147 10L140 6L128 20L143 15L144 19H172L173 25L168 31L151 33L147 29L142 30L141 59L131 77L116 89L106 88L81 95L77 83H74L63 91L57 88L58 92L51 94L43 81L38 82L0 61V123L20 119L18 124L7 129L85 124L149 125L161 120H177L185 113L200 110L203 100L174 94L168 101L165 93L175 59L193 32L200 29L201 26H195L205 20V7L213 0ZM171 5L174 7L168 8ZM146 49L170 52L164 71L153 67L154 60L143 54ZM207 57L212 58L211 55ZM66 145L73 151L76 143L68 141ZM31 150L36 153L37 147L34 145ZM218 201L224 204L220 198ZM69 205L70 202L58 199L55 212L65 216Z\"/></svg>", "mask_w": 264, "mask_h": 264}, {"label": "trees", "instance_id": "trees-1", "mask_svg": "<svg viewBox=\"0 0 264 264\" xmlns=\"http://www.w3.org/2000/svg\"><path fill=\"white\" fill-rule=\"evenodd\" d=\"M8 133L7 130L0 131V139L2 140V137ZM149 133L156 134L160 141L154 144L152 151L137 155L139 167L143 171L156 174L162 162L160 155L162 156L164 151L170 152L171 146L176 142L179 145V151L187 149L208 159L207 172L201 176L202 183L205 185L202 196L207 202L231 220L236 221L221 205L218 198L231 206L249 211L251 215L264 222V145L250 146L241 142L230 143L224 139L213 140L198 136L184 127L162 128L157 122L150 124ZM39 143L41 141L36 139L33 142L36 146ZM5 144L14 152L20 166L26 171V175L22 181L21 194L11 200L7 196L6 177L0 171V237L19 229L41 205L39 190L30 183L32 171L23 161L21 153L9 142ZM59 148L66 149V143L59 145ZM87 152V149L80 144L79 148L73 151L74 163L83 158L87 160ZM33 154L38 160V155ZM53 160L56 170L61 171L66 167V161ZM245 196L253 200L252 205L244 203ZM179 202L181 205L186 204L183 194L180 195ZM195 220L203 224L207 230L216 231L213 220L208 216L197 217ZM230 235L239 241V244L233 248L230 264H264V239L246 242L234 232Z\"/></svg>", "mask_w": 264, "mask_h": 264}, {"label": "built area", "instance_id": "built-area-1", "mask_svg": "<svg viewBox=\"0 0 264 264\" xmlns=\"http://www.w3.org/2000/svg\"><path fill=\"white\" fill-rule=\"evenodd\" d=\"M7 131L9 133L4 135L2 140L9 142L21 153L23 161L32 171L30 183L38 188L41 205L19 229L0 237V264H13L17 258L40 257L47 254L41 236L49 216L54 213L59 197L57 191L49 185L41 163L31 150L34 140L41 141L50 159L66 161V167L60 171L62 182L72 178L74 154L71 150L59 148V145L68 141L82 144L88 151L87 161L94 164L99 171H103L107 157L106 148L93 124L18 127Z\"/></svg>", "mask_w": 264, "mask_h": 264}]
</instances>
